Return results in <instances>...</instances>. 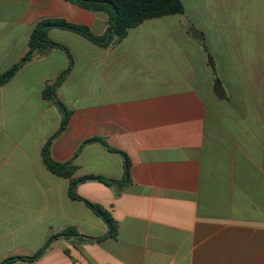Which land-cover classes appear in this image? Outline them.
<instances>
[{
	"label": "crops",
	"instance_id": "crops-1",
	"mask_svg": "<svg viewBox=\"0 0 264 264\" xmlns=\"http://www.w3.org/2000/svg\"><path fill=\"white\" fill-rule=\"evenodd\" d=\"M181 1L184 14L146 20L109 44L52 28L72 58L53 47L0 86V263L34 255L67 228L109 232L42 161L63 119L44 91L72 61L56 89L70 118L50 153L72 162L75 178L122 181L129 161L126 186L77 188L118 233L60 237L40 259L9 264H264V0H197V11ZM46 18L110 35L107 14L67 0H0V75ZM95 137L118 151L84 144Z\"/></svg>",
	"mask_w": 264,
	"mask_h": 264
},
{
	"label": "trees",
	"instance_id": "trees-1",
	"mask_svg": "<svg viewBox=\"0 0 264 264\" xmlns=\"http://www.w3.org/2000/svg\"><path fill=\"white\" fill-rule=\"evenodd\" d=\"M67 1H70L82 8L94 12H103L107 14L109 17L110 35L108 36V34H106V36H102V37L95 36L89 27L81 24L71 23L64 19L46 18L40 20L36 23L30 35L28 52L17 64H15L12 68H10L9 70H7L6 72L0 75V86L4 85L9 80H11L12 77L27 62L31 61L34 58L43 57L47 55V53L53 47H61L65 49L68 52L70 58H72L70 52L63 45L58 44L49 38L48 32L52 28L72 30L96 43L109 44L114 39V36H116L118 40H121L128 34L130 28L136 27L146 20L164 17L173 14L185 13L184 4L182 3L181 0H67ZM71 67H72V61L68 69L61 75L59 81H56L53 85L48 86L44 91V96L46 98L55 99L57 106L63 113V119L59 131L56 134H54L52 137H50L45 143L42 149V161L46 166V168L52 173L70 179V186H69L70 198L73 200L81 201L88 208H90L99 218H101L108 225L109 232L108 234H106L101 238H90L79 234V232L75 228H67L62 232L51 236L47 244L41 250L36 252L34 255L29 257H23V256L8 257L4 259L0 264H9L11 262H15L18 260L34 262L40 259L48 251L49 247L51 246V243L55 239L60 237H66V238L75 237L81 241L83 240L98 241L102 238L117 236L118 233L117 220L112 216V214L108 210H106L100 204L91 202L80 196L77 192V188L81 183L88 181H99L110 187L126 186L130 182L129 161L126 160V176L122 181L108 179L93 174L75 178L74 175L77 170V167L73 165L72 162H67V163L56 162L52 158L50 153L53 139L66 128L70 118V111L67 110V108L61 101L56 100V89L63 82L66 75L70 71ZM91 142H99L113 151H118L115 148L109 147L106 144V142L99 137L91 138L85 141L84 144Z\"/></svg>",
	"mask_w": 264,
	"mask_h": 264
},
{
	"label": "rangeland",
	"instance_id": "rangeland-1",
	"mask_svg": "<svg viewBox=\"0 0 264 264\" xmlns=\"http://www.w3.org/2000/svg\"><path fill=\"white\" fill-rule=\"evenodd\" d=\"M188 1V0H187ZM184 2V0H183ZM198 8H200V4H198V1L197 0H192L191 2V7L187 6V9H191L192 11H197ZM173 18H176V17H173ZM165 19H156L155 21H157L158 23H161L163 24L162 22L164 21ZM154 21V22H155ZM205 23V25H208L209 22L208 21H203Z\"/></svg>",
	"mask_w": 264,
	"mask_h": 264
}]
</instances>
